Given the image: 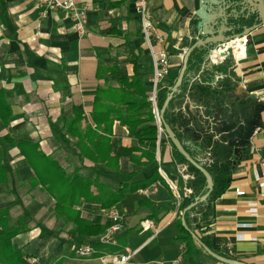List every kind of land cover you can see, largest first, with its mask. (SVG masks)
Returning a JSON list of instances; mask_svg holds the SVG:
<instances>
[{
  "label": "crops",
  "instance_id": "0c3cea01",
  "mask_svg": "<svg viewBox=\"0 0 264 264\" xmlns=\"http://www.w3.org/2000/svg\"><path fill=\"white\" fill-rule=\"evenodd\" d=\"M77 2L88 9L86 31L81 37L64 12L48 10L42 17L44 8L33 0H0V163L6 171L0 183V210L9 212V225L21 228L12 242L28 257L27 264H112L99 258L100 245L98 253L90 257L76 256L73 223L55 213L54 198L37 181L45 175L41 173L38 151L57 160L67 171L73 163H79L75 140L60 128L63 117H68L74 107L90 121L97 86L114 77L101 70V65L114 63L122 75H132L136 61L149 92L152 87L151 57L140 26L137 0ZM225 3L229 6V0ZM198 7L199 0H145L146 19L165 39L163 44L154 41L153 45L168 51L169 81L176 79L186 49L201 36L194 32L192 21ZM221 80L228 86L225 92L229 95L258 92L264 105V24L248 34L245 56L239 61L228 55L220 65H212L200 61L198 55L192 57L183 90L172 98L168 112L176 132L184 139L206 131L204 121L208 119L204 114L210 115L207 108L212 107L214 99L208 94L209 87L215 88ZM209 126L211 130L212 124ZM110 143L112 154L119 148L137 145L117 121L112 126ZM133 155L140 156V151ZM238 157L226 190L195 207L190 227L204 229L203 234L213 236L218 248L233 259L264 264V193L256 180L259 161L264 157V108L261 128ZM143 161L144 157L137 163L122 156L119 169L113 171L84 159L78 174L112 190L121 183L127 187L146 185L126 192L112 206L122 215V229L117 235L121 247L116 252L137 251L127 264H171L178 258L180 264H191L187 246L175 237L183 211L179 205L193 194L189 186L193 178H182L181 163L175 160L166 139L159 142L158 153L155 149L152 164L144 166ZM154 170L158 173H152ZM91 188L95 194L96 188ZM144 188H153L154 193L145 195ZM185 188L191 193L186 194ZM235 189L243 190L244 195H236ZM34 191L38 193L35 196ZM25 196L29 200L24 201ZM74 207L84 219L100 216L106 222L102 216L106 209L97 203L82 199ZM144 221L151 227L144 229ZM105 250L112 249L109 246ZM29 259L35 261L30 263ZM193 261L225 264L199 245L193 249Z\"/></svg>",
  "mask_w": 264,
  "mask_h": 264
},
{
  "label": "trees",
  "instance_id": "16d2710c",
  "mask_svg": "<svg viewBox=\"0 0 264 264\" xmlns=\"http://www.w3.org/2000/svg\"><path fill=\"white\" fill-rule=\"evenodd\" d=\"M192 21L194 26L195 21ZM257 22H259L258 14L254 13L249 18L242 19L239 26L235 28L234 33H240L245 27H250ZM211 48L212 47L209 46L197 47L191 52L178 91L183 90V84L186 82V74L190 68L192 57L198 55L200 61L205 62L207 61L206 58ZM100 68L112 74L114 77L109 82L97 86L92 110L89 114L90 121H88L89 119L86 118L82 110H78L74 107L68 117H63V123L60 128V132H63V134L75 140L74 148L80 165L70 172L73 174H67L69 172L51 156L44 155L40 151H38L37 156L41 158V162H39L43 169L41 173L45 174L43 178H39L37 181L41 183L45 187L47 193L54 198L55 213L64 220L73 223L74 228L71 234L76 243H81L90 236L102 233L109 225L107 221L102 222L100 216H95L91 220L82 218L80 216V210L74 207L78 206L82 199L84 201L97 203L102 209H107L119 202L126 192L146 186L130 185L127 187L125 183L123 185L121 183L116 190H112L100 184L96 179H85L78 174L80 168L83 166V160L87 159L94 164L101 165L106 170L116 171L119 169V159L122 156H127L137 161V163L144 157L145 161H143V165L148 166L154 161V153L158 139V126L152 111V104L149 101L150 93L147 90L146 84L140 78V66L137 62L133 61L132 75H122L119 67L114 63L108 66L101 65ZM207 76L211 77V74L207 73ZM174 82L175 80H172L168 81L166 85H158L156 91V106L158 111L170 92L167 85L172 87ZM224 82V80H221L216 84L215 88L209 87L208 94L213 98L217 97L224 91V88H228L227 85H224ZM176 94L177 93L174 95ZM171 102L172 99L165 110L164 119L172 127L189 156L198 159L209 147H211L210 157L207 161L203 162L202 165L209 172L213 180V187L206 202L212 201L226 190L231 181V169L238 163L239 157L228 155L220 145H216L210 140V136L206 137L203 141H198L197 136L190 140L184 139L176 132L173 121L168 115ZM209 114L212 117L211 111L208 115ZM115 121L126 128L128 135L136 139L137 145L131 148H119L116 153L112 154L110 142L112 126ZM83 122H85L84 126H82ZM167 140L171 144L168 138ZM34 148L36 150V146H34ZM137 151H140V156L133 155L134 152ZM172 151L175 160L178 163L185 164L187 170L193 175V180L189 184L193 189V194L180 203L179 208L182 211L193 204L196 198L201 197L206 192V179L173 145ZM5 173V169L0 163V183L5 180ZM152 173L158 172L154 170ZM55 174L57 176L56 178H54ZM92 186L96 188L97 192L95 194L91 188ZM202 203L204 202H199L184 212V220L187 228L182 225L181 221H178L177 227L179 229V234L175 239L184 242L187 246L186 254L191 264H197L193 261V249L198 245L192 237L191 232L195 233L213 252L233 259L229 254L222 252L218 248L213 236L203 234L204 229L200 231L196 228L198 224L195 227L198 231L190 227V218L194 213V209ZM8 221L9 212L7 210H0V264H27L28 257L25 258L20 249L12 242V239L21 232V228L9 225ZM106 247L109 246H100L99 253L101 252L100 254H102L106 251H110L105 250ZM120 247V243L110 246V248L115 251H119ZM112 250L110 252H113ZM96 253H98V250Z\"/></svg>",
  "mask_w": 264,
  "mask_h": 264
},
{
  "label": "water",
  "instance_id": "95a60500",
  "mask_svg": "<svg viewBox=\"0 0 264 264\" xmlns=\"http://www.w3.org/2000/svg\"><path fill=\"white\" fill-rule=\"evenodd\" d=\"M225 1L226 0H199V7L197 10H194L192 19L195 21L193 27L194 32H197L201 36L186 49L176 80L158 114V119L162 124L164 133L171 144L191 165L198 169L206 179V192L201 197L196 198V201L181 213V222L186 228L184 212L199 202H205L213 187L212 177L202 165V163L205 162L203 159L207 152H209L210 155L211 147H209L198 159L189 156L172 127L165 121V110L174 94L180 92L178 90L187 68L189 56L195 48L205 46L213 48L215 45L227 42L235 37L248 35L253 29L264 24V0H229V6L226 5ZM230 6L232 8L226 13V9ZM254 13L258 14L259 22L250 27H245L240 33H234L235 28L239 26L241 20L249 18ZM227 32H230V34H227ZM221 55H226V51L224 50ZM226 89L227 88H224V91L213 99V103L211 104L212 107H210V109L209 107L207 108L211 111L212 117L204 114L206 116L205 119H208L204 121V125L207 126V128L206 131L198 135L197 140L203 141L206 137L210 136V140L216 145H220L228 155L238 157L249 147L251 138L261 128V112L264 105L260 102L261 93L250 91L246 94L231 96L225 92ZM208 122L212 124L211 130H209L211 126H209L210 124ZM209 155L208 159L210 157ZM191 235L196 243L210 257L225 264H246L243 261L227 258L213 252L195 233L191 232Z\"/></svg>",
  "mask_w": 264,
  "mask_h": 264
},
{
  "label": "built area",
  "instance_id": "2783aa9c",
  "mask_svg": "<svg viewBox=\"0 0 264 264\" xmlns=\"http://www.w3.org/2000/svg\"><path fill=\"white\" fill-rule=\"evenodd\" d=\"M38 5L42 6L44 9L41 12V16L44 17L48 10H58L64 12L65 15L70 19L72 23V28L80 37L84 35L86 31V15L87 7L83 4H79L77 0H33ZM138 13L140 17V24L143 36L147 40L149 54L151 57L152 63V87L150 90L149 101L152 104V111L154 113L156 123L158 126V139L156 146V153H158V144L162 139L163 128L158 119L159 111L156 106V91L159 84L166 85L164 79L167 77L169 72V54L165 47L155 49L153 42L157 41L164 43V36L160 33H157L153 25L146 19L145 12V0H137ZM153 38V41L151 39ZM248 42V35H242L240 37H235L227 42H223L215 45L210 49L209 54L206 60L212 65H220L224 58L228 55L234 57L235 60L239 61L245 56L246 45ZM226 51V55H221L223 51ZM168 89L171 90V87L167 85ZM183 110V107H182ZM258 150V149H255ZM209 152H207L203 161L208 160ZM260 171L256 175V180L259 183L263 193H264V157L259 161ZM158 171L161 172V168H158ZM179 173L182 178L186 181L193 178V175L190 174L187 170V166L181 164L179 166ZM187 191L186 194L191 193L190 188H185ZM143 193L145 195H151L154 193L153 188H144ZM236 195H244V191L240 189H235ZM105 221L109 223L107 228L95 236L91 241H84L78 243L74 247V252L79 258H86L94 255L97 252V247L100 246H113L117 245V235L122 229V215L114 207L107 208L103 214ZM144 229L150 228V223L144 221L142 223ZM137 251H131L127 253H114L106 251L100 254L99 258L103 263L110 262L112 264H127L129 263L131 257L136 254ZM34 259H29V262L33 263ZM181 259H175L171 264H180Z\"/></svg>",
  "mask_w": 264,
  "mask_h": 264
},
{
  "label": "rangeland",
  "instance_id": "374dc122",
  "mask_svg": "<svg viewBox=\"0 0 264 264\" xmlns=\"http://www.w3.org/2000/svg\"><path fill=\"white\" fill-rule=\"evenodd\" d=\"M144 40H145V43H146V46H147V48H148V43H147V40L145 39V37H144ZM151 41H153V38L151 39ZM148 51H149V48H148ZM150 55V54H149ZM176 80V79H175ZM169 80H167L166 78L164 79V83L165 84H167V82H168ZM151 83H152V81H151ZM175 96V95H174ZM173 96V97H174ZM162 139H166L167 140V137H166V135H165V133H164V130H163V133H162ZM181 164H183V163H181ZM79 165V163H73L72 164V166H73V168H72V166L69 168V170L67 171V172H71L75 167H77ZM62 166V165H61ZM72 169V170H71ZM191 174V173H190ZM34 193V196H35V194L37 195L38 193L37 192H33ZM17 200V202H19V198L18 199H16ZM23 200L24 201H26V200H29V199H27L26 198V196L23 198ZM32 200H35V198L34 199H32ZM134 250H136V249H134ZM134 250H132V251H134ZM114 253H116V251H113ZM32 263V262H31Z\"/></svg>",
  "mask_w": 264,
  "mask_h": 264
}]
</instances>
